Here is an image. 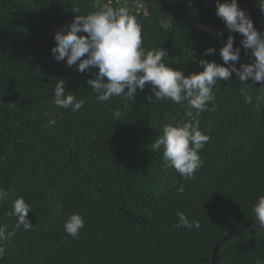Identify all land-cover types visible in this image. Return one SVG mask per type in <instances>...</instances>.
Here are the masks:
<instances>
[{
  "label": "trees",
  "instance_id": "1",
  "mask_svg": "<svg viewBox=\"0 0 264 264\" xmlns=\"http://www.w3.org/2000/svg\"><path fill=\"white\" fill-rule=\"evenodd\" d=\"M167 1L242 47V34L216 16L217 0ZM105 2L128 7L141 25V46L166 49L167 66L188 75L202 70L201 59L224 65L225 41L158 1ZM237 3L264 33V0ZM92 11V0H0V188L9 193L0 201V227L7 226L6 235L15 231L0 241V264H212L223 238L214 264H264V229L249 228L257 222L252 206L264 196V99H256L264 83L249 78V87L235 73L217 82L215 107L209 102L199 116L200 131L210 137L199 152L203 164L186 180L165 165L162 148H151L165 125L184 122V107L157 100L148 85L134 101L98 102L85 83L97 69L80 73L51 53L55 31ZM208 48L215 51L205 55ZM253 59L240 51L236 67ZM57 79L84 101L77 113L53 103ZM19 197L30 205L31 230H15L16 217L8 215ZM178 211L200 228H175ZM72 214L84 220L78 238L63 228Z\"/></svg>",
  "mask_w": 264,
  "mask_h": 264
},
{
  "label": "clouds",
  "instance_id": "2",
  "mask_svg": "<svg viewBox=\"0 0 264 264\" xmlns=\"http://www.w3.org/2000/svg\"><path fill=\"white\" fill-rule=\"evenodd\" d=\"M92 7L95 11L86 15H74L70 24L55 31V46L51 48L55 60L65 61L68 68L76 65V70L80 73L91 72L92 67H95V78L88 79L85 83L97 94L98 102L109 101L114 96L125 101H134V96L148 85L157 100H171L184 107V122L165 125L162 135L151 143V148L154 151L162 148L165 165L174 168L182 178L193 179L194 173L203 164L199 152L210 140L208 135L200 131L199 116L209 110V102L215 107L213 88L217 82L228 81L233 73L243 84L249 78L253 82L264 83V33L254 28L249 15L238 6L237 0H224L223 3L217 0L216 16L223 20L230 32L242 34L240 44L245 54L251 49L254 59L251 63H242L237 68L240 48L233 47L234 40L229 35L219 49V55L227 66L201 59L198 66L202 70L185 75L183 70L166 65V49L154 48L146 51L141 46V25L129 13L126 5L113 7L105 0H92ZM72 12L79 13L80 9L75 7ZM214 51L215 49L208 48L205 55ZM260 89L264 91V87ZM53 92V103L58 108L77 113L83 107V100H77L75 93L65 91L64 80H56ZM241 93L244 94L246 103H252L253 97L245 89H241ZM256 99H264V96L257 95ZM48 115L49 125H55L56 120L51 118V114ZM121 115L119 110L114 111V120L121 118ZM184 190L183 185L177 188L179 193ZM8 198L9 193L0 188V201H7ZM29 212L30 205L23 197L12 201V211L8 215L16 217L15 230L32 229L33 224L28 219ZM252 212L255 221L264 229V196L257 199L252 206ZM176 215L179 223L174 225L175 228H200L199 220L189 221L181 211ZM63 228L67 234L78 238L79 231L84 228V220L79 214H72L63 224ZM6 231L7 226L0 227V241L15 234L13 231L6 235ZM4 254L5 248L0 246V257Z\"/></svg>",
  "mask_w": 264,
  "mask_h": 264
},
{
  "label": "water",
  "instance_id": "3",
  "mask_svg": "<svg viewBox=\"0 0 264 264\" xmlns=\"http://www.w3.org/2000/svg\"><path fill=\"white\" fill-rule=\"evenodd\" d=\"M156 1H158L161 5H163L173 15V17H175V18L187 23L190 26H193L195 28L201 29L202 31L210 33L211 35L217 36V37L221 38L225 42L227 41V38L225 36L221 35L220 33H218L217 31H215V30H213V29H211V28H209L207 26H204L202 24H199V23H197L195 21H192V20L186 18L184 15L180 14L178 11H176L174 9L173 6H171L168 3L167 0H156ZM233 47L240 48V51L245 53V50L242 47H239L237 44L233 43ZM247 54L248 55H252L251 49L247 50ZM258 227H260V225H259V222L257 221L256 223L251 225L249 228L255 229V228H258ZM224 239H226V238H223L221 241H223ZM220 242L216 243V245L214 246V249H213V252H212V264L215 263V252H216V249H217V247H218Z\"/></svg>",
  "mask_w": 264,
  "mask_h": 264
}]
</instances>
